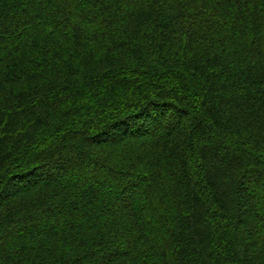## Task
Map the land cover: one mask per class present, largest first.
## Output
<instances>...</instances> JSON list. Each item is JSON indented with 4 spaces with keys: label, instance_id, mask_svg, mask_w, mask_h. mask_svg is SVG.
<instances>
[{
    "label": "trees",
    "instance_id": "trees-1",
    "mask_svg": "<svg viewBox=\"0 0 264 264\" xmlns=\"http://www.w3.org/2000/svg\"><path fill=\"white\" fill-rule=\"evenodd\" d=\"M107 3L0 0L3 264H264V0L200 44Z\"/></svg>",
    "mask_w": 264,
    "mask_h": 264
},
{
    "label": "snow or ice",
    "instance_id": "snow-or-ice-1",
    "mask_svg": "<svg viewBox=\"0 0 264 264\" xmlns=\"http://www.w3.org/2000/svg\"><path fill=\"white\" fill-rule=\"evenodd\" d=\"M71 0H57L58 6L61 8H67ZM95 2V0H94ZM115 5L117 10H123L129 17V26L135 30V24L139 22L141 16H167L169 20L175 25L174 34L179 36L180 33H184L188 37L189 43L193 40L200 44L203 40L207 39V36L201 32L203 23L201 18L203 17L209 26V28H217L225 25L233 26L235 22H239L243 25L244 18L246 16L245 9L250 8V0H108L107 4H102L105 9ZM211 6L215 13V19L206 16L205 7ZM264 7V4L261 5ZM71 10L65 14L64 19L70 15ZM63 23L64 21H59ZM74 27L79 32L80 26L74 21ZM233 30L234 27H233ZM49 35L48 32L44 33L43 40ZM163 36L164 34L161 33ZM228 35H231L229 33ZM167 38V37H164ZM33 39H36L35 37ZM227 36L221 37V43ZM207 51V50H206ZM0 53H3V45H0ZM6 54H0V77L6 74L7 68L4 67V59ZM149 118L154 121H158V116H151ZM48 163L47 161H44ZM59 163V162H57ZM18 189L14 184H0V257L4 255V249L7 248L8 234L3 231L4 213L2 211L3 206L13 197L16 196ZM0 264H3V260L0 259Z\"/></svg>",
    "mask_w": 264,
    "mask_h": 264
}]
</instances>
